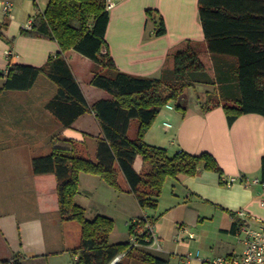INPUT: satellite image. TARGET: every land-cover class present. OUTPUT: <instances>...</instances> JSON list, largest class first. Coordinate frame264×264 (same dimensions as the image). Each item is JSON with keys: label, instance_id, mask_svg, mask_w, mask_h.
Masks as SVG:
<instances>
[{"label": "crops", "instance_id": "crops-1", "mask_svg": "<svg viewBox=\"0 0 264 264\" xmlns=\"http://www.w3.org/2000/svg\"><path fill=\"white\" fill-rule=\"evenodd\" d=\"M6 1L13 2L14 13L13 17H8L0 6V25L4 34V37L0 36V72L7 70L10 60L13 63L33 66L44 65L50 56H55L60 51L59 43L51 38L24 35L21 29L29 19L43 12L50 0ZM114 1L115 5L109 9L110 20L106 41L117 69L123 72L159 78L163 74L167 52L174 44L191 39L207 47L200 20V0ZM151 8L157 9L164 19L167 28L164 35H154L159 16H156L154 21H147V10ZM64 56L90 103L101 98H111L108 92L91 84L94 62L89 57L75 49L67 50ZM210 56L215 74L214 83L201 84L212 85L215 91L211 94L207 90L204 98L197 100L187 98L184 109H177L173 103H170L174 106L173 109L163 107L145 135L149 144L165 147L169 154L180 150L192 154L210 152L223 170L222 176L217 171L204 169L194 175L179 174L176 177H169L165 183L172 193L171 202H166L159 211L152 209L154 213L139 206L141 214L137 217L154 220L155 232L161 246V249L156 245L144 248L149 251L152 249L156 252L154 254L168 258L169 264H174L172 262L174 257H170V254L174 253L172 250L180 251L184 247L182 244L174 243L172 236L181 233L182 239H190L194 246L204 248L202 257L198 251L189 250L187 253L185 251L179 258V263L188 264L186 255L191 252L194 257L189 264H201L199 258L239 254L242 250L233 253L229 249L217 251L208 243L209 246L205 249V237L200 233L203 228L200 231L194 230V226L198 228L200 224L205 225L206 222L217 220L223 231L237 236L236 230L241 222L236 215L238 210L245 209L251 215L264 220V206L260 202L264 198V184L261 186L248 183L253 178H259L261 174V161L264 155V115L256 112L243 113L233 123L228 122L223 103H233L239 96L237 57L230 53L213 55L210 53ZM43 77L48 78L40 74L33 87L28 90H6L0 95V106L4 107L0 112L3 122V128H0V185L3 183L6 185L0 187V192H5V195L0 194V200L3 201L0 203V216L6 217L4 215L10 212L9 216L13 218L7 222L13 223L20 217L24 220L23 225H30V229L27 230H32V234L29 233V240L27 238L25 240V237H22V229L18 226L21 238L18 240L19 232L17 237L12 235L10 231L13 229L14 233V228L8 227L3 219H0V264L14 256L23 264H66L65 258L62 260V257L80 243L81 226L76 237L72 239L69 231L72 222L58 217L55 174L34 173L31 161L34 156L29 161L20 155L23 151L22 142H25L22 138L34 142L44 137L47 144L50 142V149L46 154L52 149L53 138H73L78 141L77 145L82 154L95 158L97 139L102 137V133L94 112L81 115L71 127H63L56 116L52 112L50 114L46 108L47 102L57 91V85L54 83L56 85L54 86L49 78L46 80ZM1 78L0 85L4 81V78ZM22 96L27 97V105L31 110L25 117L27 123L25 119L7 113V110L20 105ZM214 96L219 98V102L208 107V101H213ZM21 120L23 123H20ZM165 122L171 126H167ZM134 168L137 172L142 170L141 155L135 158ZM121 176L125 182L121 184L128 190V183L122 173L119 179ZM96 177L100 178L81 173L76 201L82 193L83 181H88L87 184L101 183ZM232 178L236 180L230 184L222 182ZM41 179H48L50 184L45 187L40 185ZM104 182L102 179V184ZM117 193L118 207H126L131 193L128 191ZM91 194L94 196V188ZM7 209L9 211H6ZM103 214L110 216L106 212ZM190 233H193L194 237H190Z\"/></svg>", "mask_w": 264, "mask_h": 264}, {"label": "trees", "instance_id": "trees-1", "mask_svg": "<svg viewBox=\"0 0 264 264\" xmlns=\"http://www.w3.org/2000/svg\"><path fill=\"white\" fill-rule=\"evenodd\" d=\"M199 4L207 47L191 39L174 44L167 52L159 78L135 76L117 69L106 41L110 20L107 0H50L46 9L34 16L32 28H22L21 33L54 39L60 51L42 66L10 60L7 70L0 72L4 78L0 95L6 90H28L40 74L46 75L57 85L46 107L65 128L71 127L81 115L95 113L102 133L97 139L95 158L82 154L78 141L73 138L57 137L53 138L48 154L32 159L34 173L56 176L61 219L77 221L81 226L80 243L71 250L76 264H108L122 252L126 255L117 264H169L168 258L144 247H131L129 242L112 243L110 234L115 220L104 214L87 218L85 208L76 201L80 175L99 176L114 189L134 194L142 209H157L169 177L194 175L204 169L217 171L222 176L223 170L210 152L192 154L180 150L171 155L167 148L145 141L147 131L163 107L173 103L177 109H184L187 88L194 83H214L210 53H230L237 57L239 96L233 103H223L228 122L233 123L243 113L264 115V0H200ZM147 16V21L159 16L154 35L167 32L157 9H148ZM1 30L0 25V36L4 37ZM69 49L94 62L91 84L108 92L111 98H101L94 103L87 100L64 56ZM214 97L213 101H208V107L219 102V98ZM134 120L138 123L137 132L135 137H130ZM138 155L143 158L140 172L134 168ZM261 162L262 186L264 155ZM120 173L128 183V190L120 182ZM147 221L154 223L147 217L132 222L130 234L141 230ZM3 263L23 264L17 256Z\"/></svg>", "mask_w": 264, "mask_h": 264}, {"label": "rangeland", "instance_id": "rangeland-1", "mask_svg": "<svg viewBox=\"0 0 264 264\" xmlns=\"http://www.w3.org/2000/svg\"><path fill=\"white\" fill-rule=\"evenodd\" d=\"M5 1L6 0H3L2 2H0V6H2V4ZM29 4L32 5V3H30V2H29ZM38 5L40 7H42L41 4H38ZM6 16H8V15H6ZM43 78H46V77H43ZM1 80H2V78L0 76V81ZM46 80H49V79L46 78ZM52 84H54V82H52ZM54 86H56V85L54 84ZM207 90H209V92L211 94H212V92L215 91L214 87L212 85L207 86V85H204L201 83H194L193 86L186 89V95L188 98L190 97L191 99L197 100L200 98H204L205 91H207ZM20 91H24V90H20ZM20 100H21L20 105L16 106L15 108H12L11 110H7V113H11L12 115L14 114V115L20 117L21 119H25L26 123H27L28 120L25 117L31 111L30 107L27 105L28 99H27V97L22 96V98ZM2 108H4V107L0 106V112H2ZM47 111L49 113L51 112L48 108H47ZM0 115H1V113H0ZM156 119H157V117H156ZM156 119L154 120L153 124L155 123ZM20 123H23V120H21ZM137 126H138V123L136 120H134L132 122L131 129L129 132L130 137L136 136ZM0 128H3V122L1 121V118H0ZM22 139H24L25 142H22V150L23 151L20 155L22 157H24V159H29V161H30L31 157L44 155L50 149V142L47 144V141L44 137H41V139H39L37 141L34 140V142H33V140L27 139L25 137H23ZM148 140H150V139H148ZM145 141L147 142V136H145ZM147 143H149V142H147ZM0 155H1V153H0ZM171 155H173V154H171ZM96 178H97V180H99L98 181L99 183L101 182L100 184H96V183L95 184L94 183L87 184L88 181H83L82 193L80 194L79 198H77V201L85 208V211H86L85 216L87 218L92 219L96 215L103 214L104 212H106L110 215V217H112L115 220V228L112 231V233L110 234V241L112 243L129 242V240H130V232H129L130 225L132 224V222L139 219V217H137V216H139L141 214V209L138 205L137 199L135 198L134 194L131 193L128 196V197H130L129 204L126 207H118V204H117V202H118L117 197L118 196L116 195V194H118L117 193L118 190L109 186L105 182L102 184V179H100L98 177H96ZM120 181L122 184L125 183L122 176L120 177ZM48 184H50L48 179H43V180L41 179L40 180V185H44V187H45ZM3 186H6V185L4 183L0 185V187H3ZM93 188H94V196L91 194V192H93ZM168 188L169 187H168L167 183H165L161 197H160V203L156 209L158 211L161 208H163V205H165L166 202H168V201L171 202V200H172V193L169 191L170 189H168ZM1 193L3 195H5L4 194L5 192L1 191L0 194ZM91 195L93 197H91ZM2 202L3 201L0 200V203H2ZM149 210H150V212L154 211L152 209H149ZM6 211H9V209H7ZM31 211H32V209L30 210V213H31ZM56 212H58V211H56ZM152 213H154V212H152ZM9 214H10V212H7L4 215L6 217L0 216V219H3V221L5 222V224L8 227L14 228V233H13V229H12V232L9 230L10 233L17 237V234L19 232L18 240H20L21 238H20L19 228L21 227L22 237L24 236L25 240H26V238H27V240H29V237H30L29 233L32 234V230L29 231V230H27V228L30 229V225L29 224L23 225L24 220L20 217H17L16 219H18V220H14L13 223L7 222V221L11 220V218H13V216H9ZM57 214L59 217L60 216L59 212ZM71 222L73 225H72V227H69V231H70V235H71L72 239H74L76 237L77 232L80 231V224L77 221H71ZM18 226H19V228H18ZM196 227L197 226H194L193 229L200 231V229L203 228V231L200 233L203 237H205V239H204L205 249H207L209 246V245H207V243L213 245L217 251H223V249H227V250L229 249L230 252L233 253V251L239 252L243 249V244L240 242L239 238L230 232L223 231L220 228L221 226H220L219 221H217V220H215L213 222H206L205 225L200 224V226L198 228H196ZM172 239H173L172 241H174V243L182 244L184 246V247H182V250H180V251L172 250L175 254L174 253L170 254V257L171 256L174 257V260H172V262L174 264H181V263H179V258H181V256L185 254V251L187 253L189 250H194L195 252H197V251L199 252L200 257H202L204 255L203 246L202 247H199L197 245L194 246L193 242L190 239H182L181 233L177 234L175 236H172ZM150 251L152 253H156L152 249ZM63 259L66 260L65 261L66 264H76L75 257L73 255V253H71V252H69V254L66 253L64 255V257H62V260Z\"/></svg>", "mask_w": 264, "mask_h": 264}, {"label": "built area", "instance_id": "built-area-1", "mask_svg": "<svg viewBox=\"0 0 264 264\" xmlns=\"http://www.w3.org/2000/svg\"><path fill=\"white\" fill-rule=\"evenodd\" d=\"M115 5L114 0H107L108 9ZM3 12L9 17H13L14 4L11 1H5L2 4ZM33 26V18L29 19L23 26L25 29H31ZM8 53H10L8 51ZM166 107L173 109L174 106L170 103ZM167 126H171L170 123L165 122ZM236 178L228 180V184L235 181ZM253 184H260L259 178H253L251 182ZM261 205L264 206V198L261 199ZM241 222L238 225L236 234L243 244V249L239 254H231L227 256H217L214 258H199L201 264H264V220L257 216L251 215L247 210L240 209L236 212ZM190 237H194L193 233H190ZM144 240V241H142ZM144 242V243H143ZM145 242L147 244H145ZM131 247H150L156 245L158 249H161L159 244V238L155 232V226L153 222L147 221L145 226L137 233L130 234L129 240ZM126 252L116 255L108 264L119 263ZM194 257L191 252L186 255L187 263Z\"/></svg>", "mask_w": 264, "mask_h": 264}]
</instances>
